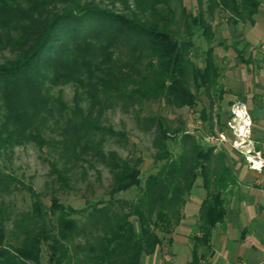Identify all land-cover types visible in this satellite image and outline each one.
I'll list each match as a JSON object with an SVG mask.
<instances>
[{
  "label": "trees",
  "instance_id": "obj_1",
  "mask_svg": "<svg viewBox=\"0 0 264 264\" xmlns=\"http://www.w3.org/2000/svg\"><path fill=\"white\" fill-rule=\"evenodd\" d=\"M117 2L121 8L101 0H0V153L34 142L50 166V193L0 169V264H145L172 241L197 186L205 194L190 264L212 251L213 228L227 214L224 194L236 183L227 153L145 110L194 106L192 86L208 92L211 107V87L221 100L214 22L222 15L221 23L252 24L262 0H195L190 8L185 0ZM198 36L207 42L202 65L192 58ZM116 110L134 114L153 135L154 170L146 176L142 156L108 147L128 143L110 121ZM201 117L212 127L205 108ZM89 168L98 180L108 170V189L96 199L81 195V206L64 203L59 194L75 191ZM21 187L30 193L28 208L11 199Z\"/></svg>",
  "mask_w": 264,
  "mask_h": 264
},
{
  "label": "rangeland",
  "instance_id": "obj_2",
  "mask_svg": "<svg viewBox=\"0 0 264 264\" xmlns=\"http://www.w3.org/2000/svg\"><path fill=\"white\" fill-rule=\"evenodd\" d=\"M101 1L106 6L114 9L121 8L118 2L112 6L111 1L113 0ZM185 3L190 8L196 2L195 0H185ZM223 19L225 18L221 15L214 22L216 34L213 43L215 46L216 63L220 68L219 82L224 90L221 100L218 99L214 88L211 87L209 92L211 98L214 99L213 106L211 107L209 105L210 98L208 92L204 89L197 91L192 86L193 91L198 96V101L194 106L170 108L163 103H154L148 105L145 112L160 114L164 118H168V122L172 126H183L187 131L200 135L202 143L213 146L214 152L223 150L227 153V158L233 155L242 158L248 163L246 155L249 152H252L253 158H259L257 153L259 151V143L256 141L257 135L254 131V114L251 112L248 103L244 101L247 84H249V78L253 74L254 62L241 60L232 47L235 44L238 49L243 50L244 58H247L248 53L245 50L247 44L242 37V27L244 24L233 26L221 23L224 22ZM238 38H240V41L236 40ZM195 42L197 46L195 52H197L192 54V58L197 64L202 65L207 42L202 36L196 37ZM0 56H4V53H0ZM257 56L261 58V55L257 54ZM63 95L65 100L71 101L73 86H64ZM203 108L206 109L208 119L211 116L214 118L212 127L209 126L208 120L204 121L201 117ZM234 110L239 111L240 116H236L233 112ZM108 115L113 126L117 130L126 131L129 136L125 149L112 143L108 147L118 148L123 155L130 153L134 156H142L144 158L141 165L143 175L146 176L151 173L154 170L153 155L155 152L152 144V133H146L139 129L134 114L116 110L109 112ZM230 123L233 124L234 128L230 126ZM221 124L223 128H221ZM221 134H224L225 138H222ZM230 144H232V148ZM1 152L0 169H4V165H7V170L13 171L21 178L25 185H32L37 191L43 193L50 191L48 189L50 187L48 184L50 166L47 161L49 155L46 150L43 152L34 142H30L16 146L11 153L6 154L3 151ZM259 152L263 157L262 152ZM249 168L252 169L250 165ZM101 173V179L98 180L97 173L89 168L87 178H81L79 184L74 188L75 191L59 194L61 200L66 204H72L76 207L83 205L84 198L82 196L84 194L95 199L102 196L109 187L111 175L105 168L101 169ZM49 193L47 194L49 195ZM47 194L45 196L48 201L49 196ZM204 194L205 190L201 186L194 187L188 202L190 203V208H196L199 200L198 197L200 195L203 197ZM125 195L130 196L132 193L129 191ZM11 199L15 202L17 208H28L31 204L30 193L22 187L11 196Z\"/></svg>",
  "mask_w": 264,
  "mask_h": 264
},
{
  "label": "crops",
  "instance_id": "obj_3",
  "mask_svg": "<svg viewBox=\"0 0 264 264\" xmlns=\"http://www.w3.org/2000/svg\"><path fill=\"white\" fill-rule=\"evenodd\" d=\"M242 28L247 44L246 62H254L244 101L254 114L258 150L264 158V0L254 23L244 24ZM227 162L235 173L236 183L224 194L226 218L213 228L212 251L202 263L264 264V167L261 171L252 170L245 160L233 155ZM198 198L196 208H190V203L184 208V218L172 234V241H166L154 254L145 256V264H190L192 238L201 235L198 220L203 197Z\"/></svg>",
  "mask_w": 264,
  "mask_h": 264
},
{
  "label": "built area",
  "instance_id": "obj_4",
  "mask_svg": "<svg viewBox=\"0 0 264 264\" xmlns=\"http://www.w3.org/2000/svg\"><path fill=\"white\" fill-rule=\"evenodd\" d=\"M233 112L235 113L236 116H240V112L239 111H235L234 110ZM230 126L232 128H234L233 124H231V123H230ZM221 137L225 138L224 134H221ZM251 153L252 152H249V154L246 155V159H247L250 167L252 169L257 170V171H261L263 169V167H264V158L261 156V153L259 151H257L259 158H257V157L253 158L254 155L251 154Z\"/></svg>",
  "mask_w": 264,
  "mask_h": 264
}]
</instances>
